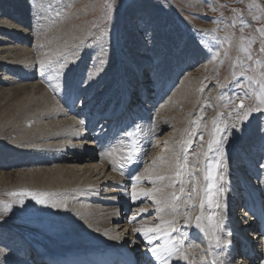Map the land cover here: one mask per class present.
<instances>
[{"label":"bare ground","instance_id":"bare-ground-1","mask_svg":"<svg viewBox=\"0 0 264 264\" xmlns=\"http://www.w3.org/2000/svg\"><path fill=\"white\" fill-rule=\"evenodd\" d=\"M30 1L0 0V8L3 11L2 15L0 12V144H6L0 148V190L3 189L4 193H10L12 190L19 192L27 188L45 189L47 190L46 194L54 199L55 209L53 211L56 213V223L46 229L53 233L58 231L57 236L63 240H52L51 248H47L49 253L44 255L38 264H52L50 260L53 258L59 264L61 262L95 264L96 262L100 263L104 252L109 251L111 258H115L120 257V248L129 249V247L142 258L145 256V251L140 250L139 241L137 244L136 229L156 227L161 224L166 228L169 223L177 231L170 232L168 236H165L162 231L161 238L154 242L156 241V245L160 246L166 241H172L176 247L183 248L188 253V260L178 259L176 255H173L170 258V264H213V262L215 264H249L242 258L239 259L240 263L234 260L231 249L238 240L251 241L264 255V239L258 238V235H252V231L255 229L253 224L248 226L252 223L253 217L245 221L234 219L236 204L241 199L254 200L257 203L254 209L255 213L264 204V193L261 195V191L264 192V167H261L264 164V130L261 126L259 124L255 126L247 141L240 145L243 152H236V159L229 162L225 186L211 179H205V176L210 172L206 171L208 167L206 158L204 159L205 164L202 166H199L196 159L190 160L192 162L190 171L187 167L178 169L177 165H183L185 162L184 156H181L185 144V140L182 139L190 129V115L197 111V88L200 79L195 77L197 74H193L185 78L181 86L172 93L170 99H167L158 109L159 116L152 113L151 116L149 115L150 117L135 123L133 129L121 126L112 143L113 147L100 151L91 140H95V136L98 137L106 132L109 126L117 124L114 116L125 108L128 102H124L121 109L112 113L110 111L118 105L107 106L100 113L98 119H96V115H94L95 118H92L89 114L88 120L81 119L80 124L78 117L82 116V111H76L75 118L68 115L61 105L63 101L60 99L62 97L60 95L73 86V80L77 78L76 74L81 75L85 71L76 68L71 70L68 76L64 73L65 68L70 69L78 62H73V58L71 59V52H74L72 46L78 42L73 38L74 33L72 34L71 27L76 26L61 24V26H66L62 30L63 37L67 42H56L59 44L58 47H61L60 51H63L62 55H54L52 51L51 55L45 57L43 54L35 55L36 48L29 44L33 41L34 32L37 31L38 26H35L37 22L34 23L31 17H36L38 11L31 15L33 12L30 11ZM42 16L46 17L43 11ZM6 17H8L7 20ZM10 18L11 21H9ZM152 23L149 26H152ZM156 26H160V24ZM93 29L94 25L86 31L91 34ZM147 32L149 31L147 30ZM131 35V47L129 46V48L132 56H119L118 62L123 65V58H125L133 67L132 71L139 74L140 78L142 67L145 66H153L157 77L163 79L177 71L180 66H184V60L188 56L194 58V63L199 60V57H205L200 55L198 50L200 47H193L195 53L189 55L190 49L184 53L172 51V57L167 59L168 65L165 61L156 64L151 62L149 55L143 53L147 48L148 41L141 36L138 37L135 32H131ZM88 38L91 39V37ZM44 43V45L47 44ZM49 44L51 43L49 42ZM139 50H143L142 53H139ZM64 51L69 52L65 53ZM63 55H65L66 65L60 66L59 70L64 71L57 72V77L53 74H44L43 77L41 76L44 78L43 82L33 81L36 76L34 66L37 67L39 62L40 66L47 64L45 62L49 61L46 60L62 62ZM107 59L109 62L111 57ZM133 61H136L138 65ZM123 69L124 66L120 75L121 80L116 81L114 86L111 85L109 90L115 92L114 89L121 85L126 88L120 87L123 94L126 93V90H130L127 71L123 72ZM93 72L100 80L89 77L85 83L86 87H84L85 90L87 89V96L92 100L95 99L98 92L101 94V98L111 92L108 89L103 92V86L109 85L110 79L106 75L108 73L100 71L99 74L96 73V70ZM69 78L72 80L67 82ZM152 79L155 78L152 77ZM76 80L78 84L79 79ZM144 80L140 81L141 94L149 89L144 86L149 82H144ZM94 81L98 82L93 84ZM82 82L79 81L81 86ZM143 83L145 84L143 85ZM75 86L74 83L73 87ZM76 87L72 89L80 91ZM202 94L204 95V92ZM94 104L93 101H90L86 105L93 107ZM86 111L89 110H84V113ZM134 111H136L135 107ZM98 121L100 127L97 129L98 124H94V122ZM137 124L144 125L143 137L148 134L154 136L155 148L153 147L149 163L147 167L144 166L143 170L140 168L145 165L142 143L139 147L133 148L140 164H132L138 168L136 171L133 170L137 175L126 178L121 174V164L128 165L130 163L124 159V154H128L129 151L117 145L128 146L127 143L132 139L134 131L137 130ZM154 124H158V126L154 128ZM166 126L169 133L166 132L160 137V134L166 131ZM83 129L88 138H86ZM206 137L209 142L211 134H207ZM9 142L13 143V146H9ZM11 167H18L22 171L17 172L15 178L7 175L8 173H3L4 170H9ZM177 170L181 173L179 177L175 175ZM202 175L204 177L201 179ZM161 176L167 177V179L160 180ZM136 177H139V180ZM200 179V183L193 184L194 181ZM152 181L156 182L152 183ZM213 183H215V187L212 186ZM169 184L174 186L169 187ZM181 187L185 189L184 193L179 191ZM192 188L194 189L191 195L192 201L183 204L186 200V193ZM158 189L160 191H157ZM145 192H150L152 195L146 196L143 194ZM173 192L180 197L175 201V214H173V207L170 206ZM142 198L147 199L146 205L138 206L136 202L131 201V199L139 201ZM157 200L161 203H154ZM123 201L130 202L131 205L136 204L133 213L130 214L131 222L129 217L127 223L120 222V219L123 218L120 204ZM165 201H169V203L166 204ZM201 204H203V208H201ZM217 204L219 207H216ZM161 207H163V211L159 210ZM188 217H191V220ZM196 217H202L200 227H197ZM217 228L222 231H218ZM68 229L69 231H66ZM74 231L77 232V235L69 233ZM229 232L232 233L231 236L227 235ZM214 237L219 238V245ZM19 242L22 241H18V238L16 242L8 236L6 239L3 236L0 238V247L6 250V254L0 257L2 264H35L29 260V257L24 256L30 245ZM194 245H198V247H193ZM62 250L63 252L60 253ZM144 264H162V262L156 261L152 257V259L146 258Z\"/></svg>","mask_w":264,"mask_h":264},{"label":"rangeland","instance_id":"rangeland-1","mask_svg":"<svg viewBox=\"0 0 264 264\" xmlns=\"http://www.w3.org/2000/svg\"><path fill=\"white\" fill-rule=\"evenodd\" d=\"M29 6L30 11L33 12L31 15L38 11L36 17H31L34 23H38L35 26H38L37 31L34 32V39L29 44L36 48L35 55L43 54L44 57L52 53L62 55L63 51H60L61 47H58L59 44L56 42H67L66 38L63 37L62 28H66V26L64 27L65 24L76 26L71 27L74 30H72V34L74 33L73 38L78 41L72 46L74 52H71V59L73 58V62L78 61L77 63L70 69L65 68V71L59 70L60 66L66 65L65 55H63L62 62L46 60L49 61L45 62L47 64L41 63L40 66L39 62L37 67L34 66L36 76L33 81L42 82L44 81L43 75H47V73L57 77L59 71H64L68 76L70 75L69 72L76 68L85 70L82 71L81 75L76 74V79H79L78 84L76 79L73 80L78 86L75 87L79 88L80 91L72 89L75 88L73 83L70 89L65 90L60 95L62 97L58 96L63 101H61V105L64 110H66L65 104L67 102L73 103L71 101L74 97H76L74 105L76 110L81 109L82 112L85 110L83 106L90 101L95 103L90 113H93V108L104 100H108L105 108L111 105L112 101H114L113 107L118 105L122 99L116 100L121 97V89H126L125 86L121 85L122 88L117 86L115 88H118L117 90L112 88L115 92L109 89L115 85L116 81L121 80L120 75L123 66V72L127 71L128 84L133 94L130 96H138L136 89L139 87L140 75L132 71L133 67L129 65L125 58H123V65L118 62L119 56H132L129 48V46L131 47V32H135L138 37L141 36V38L148 41L145 52L139 50V53L143 51L144 54L149 55L151 62L156 64L165 61L168 65L167 59L172 57L173 52L182 51L181 53H184L190 49L188 51L190 55L195 53L193 47H200L198 49L199 53L205 57H199V60L194 63V58L188 56L186 58L188 60H184L186 62H184V66H180L177 71L163 79L157 77V75L151 76V70L152 68L154 70V67H146V64L145 67H142L141 74L146 82H150L149 90L154 92L152 97L157 96V81H161L162 85H171L169 96L164 102L170 99L172 93L181 86L185 78L197 74L195 77L200 79L197 88V111L190 115L192 117H190L191 125L188 133L182 139L185 140V144L181 156H184V160L187 161L188 166L186 167L189 171L190 165H192L190 160L196 159L199 166H202L205 164L204 159L206 158L208 166L206 171H212L213 165L219 163V167L214 170L216 176L214 182L225 186L228 178L227 167L229 162L236 159L237 153L243 152L240 145L247 141L257 124L264 130V107L260 105L257 99L260 93V85L256 83L257 80L264 79V52L260 51L261 47H264V36H261L258 31V29L264 28V0H31ZM42 11L44 15L46 14V17H41ZM0 12L2 15L1 8ZM7 19L8 17H6ZM11 20L10 18L9 21ZM151 23L153 25L149 26ZM61 24H64L63 27ZM158 24L160 26H156ZM93 25L92 33H87L86 29L92 28ZM88 37H91V39ZM44 42L47 44L44 45ZM52 44L55 45V48ZM243 49H248L252 55V60H248V52ZM104 57H111V60L108 62V59H104ZM256 61H259L260 64L258 65ZM133 62L136 63V61ZM192 64L196 65L193 67ZM136 65L138 64L136 63ZM94 70H96V73L100 71L108 73L106 75L110 79L109 85L103 86V92L105 89L111 92L102 98L98 92L97 96L94 97L95 99L92 100L89 99L91 97L87 96V89L85 90L84 87H86L85 83L89 77L100 80L93 72ZM152 77L155 79H152ZM71 80L69 78L67 82ZM80 80L83 81L82 86L80 85L81 82L79 83ZM95 82L98 81L92 83ZM145 87H148V85ZM241 100H243L245 106L244 110L258 107H261L262 110L252 111L247 121L238 123L237 113L243 111L239 107ZM159 114V110H157L155 116H159ZM84 115L83 112L82 116L78 117V123L81 118H84ZM232 124H238V127L234 129L231 127ZM157 126L158 124H154V128ZM216 127L226 128V132L221 136L222 143L214 145L212 151H208L206 135L211 134L212 139ZM165 129L166 131L163 134L161 133L160 137L166 132L169 133L167 126ZM201 136H203V140H201ZM152 137L153 135L148 134L141 141V148L145 155L143 162L146 167L155 148ZM3 145L0 144V148ZM8 145L13 146V143L9 142ZM17 168L11 167L9 170H4L3 173H8L7 175L15 178L17 172L22 171ZM204 175L201 176V179ZM220 177H223V179L220 180ZM201 179L194 181L193 184L200 183ZM193 188L195 189L196 185ZM193 188L188 190L191 195L194 191ZM30 189L27 188L19 192L12 190L10 193H4L5 190L3 189L0 190V238L3 236L6 239L8 236L13 238L15 242L18 238V241H22L19 243H28L30 248L25 252L29 253L31 261L38 264L40 260L35 259V254L41 256L48 254V249L52 246V240L63 239L57 236L58 231L53 233L48 232L46 229L56 223V213L53 211L55 209L54 199L46 194L45 191L47 190L45 189ZM16 192L17 195H11ZM188 192L185 195L186 200L183 204L192 201ZM37 199H43L45 203H37ZM66 231H69V229ZM69 233L77 235L75 231Z\"/></svg>","mask_w":264,"mask_h":264},{"label":"snow or ice","instance_id":"snow-or-ice-1","mask_svg":"<svg viewBox=\"0 0 264 264\" xmlns=\"http://www.w3.org/2000/svg\"><path fill=\"white\" fill-rule=\"evenodd\" d=\"M259 33L261 36H264V28L258 29ZM245 52H248V60H252V55L251 53L248 51V49H243ZM261 52H264V47H261L260 49ZM256 63L259 65L260 62L256 61ZM251 79V78H249ZM257 84L260 85V93L257 96V99L259 100V103L262 107H264V79L261 80H257L256 81ZM240 109H242L243 111L240 113H237V121L238 123H242L244 121H247L249 116L251 115L252 111H261L262 108L258 107L256 109H245L243 100H241V103L239 105ZM232 128L236 129L238 127V124H232L231 125ZM226 132V128H220V127H216L215 129V135L214 137L208 142L207 144V150L208 151H212L213 146L214 145H218L222 143L221 140V136ZM201 140H203V136H201ZM205 155L207 153H204ZM133 155H134V150L129 152L128 155L124 158L127 162H132L133 160ZM187 166V161L184 162L183 165H177V168L179 169L180 167H186ZM219 167V163H217L216 165H213V170L210 171L206 176L205 179H211L213 181H215L216 176H215V168ZM261 167H264V164L261 165ZM180 171L177 170L175 175L177 177L180 176ZM137 180H139V177H136ZM160 180H164L167 179V177H159ZM220 179H223V177H220ZM156 181H152V183H155ZM169 187H173V184H169ZM213 187H215V183H213L212 185ZM157 191H160L159 189ZM181 193H184L185 189L183 187L180 188L179 190ZM146 196L152 195V193L150 192H145L143 193ZM11 195H17V193H12ZM191 197V193L188 194ZM134 198H135V193L133 194ZM34 199H36L35 196H33ZM180 197L173 192L171 194V202H170V206L173 207V214H175V201L179 200ZM211 202V201H209ZM37 203L43 204L45 203V201L43 199H37ZM154 203L160 204L161 201H154ZM165 203H169V201H165ZM216 207H219V205L217 204ZM201 208H203V204H201ZM160 211H163V207H161L159 209ZM189 220H191V217H188ZM202 217H196L197 220V227H200V221H201ZM218 231H222V229L217 228ZM164 232L165 236H168L170 234V232L173 231H177V229L172 226L171 223L168 224V226L165 228L163 224L161 225H157L156 227H150V228H137L136 232L140 233L144 239L147 241V243L150 245V247L147 249V251L151 254L152 257L155 258L156 261H161L162 264H170V258L173 255H176L178 259H184V260H188V253L187 251H185L183 248H179L175 246V243L172 241H166L163 245L157 246L154 243V240H158L160 239V233ZM152 234V235H150ZM227 235L231 236L232 233L229 232L227 233ZM214 239L217 241V245H219L220 241L218 237H214ZM171 245V246H170ZM193 247H198V245H194ZM6 254V250L2 247H0V257H3ZM0 264H2V262H0ZM213 264H215V262H213Z\"/></svg>","mask_w":264,"mask_h":264}]
</instances>
